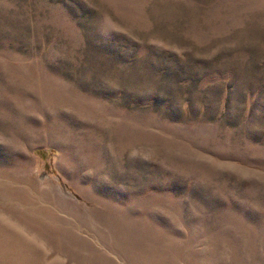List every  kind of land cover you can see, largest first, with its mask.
<instances>
[{"label":"rangeland","instance_id":"rangeland-1","mask_svg":"<svg viewBox=\"0 0 264 264\" xmlns=\"http://www.w3.org/2000/svg\"><path fill=\"white\" fill-rule=\"evenodd\" d=\"M0 264H264V0H0Z\"/></svg>","mask_w":264,"mask_h":264},{"label":"trees","instance_id":"trees-1","mask_svg":"<svg viewBox=\"0 0 264 264\" xmlns=\"http://www.w3.org/2000/svg\"><path fill=\"white\" fill-rule=\"evenodd\" d=\"M36 151H37V153H40V154H42L43 153V150L42 149H36Z\"/></svg>","mask_w":264,"mask_h":264}]
</instances>
